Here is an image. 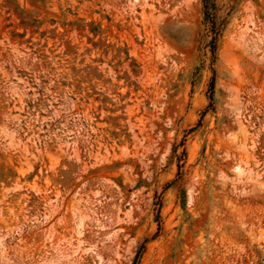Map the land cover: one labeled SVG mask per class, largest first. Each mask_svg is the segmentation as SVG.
I'll return each instance as SVG.
<instances>
[{"label":"rangeland","instance_id":"rangeland-1","mask_svg":"<svg viewBox=\"0 0 264 264\" xmlns=\"http://www.w3.org/2000/svg\"><path fill=\"white\" fill-rule=\"evenodd\" d=\"M0 264H264V0H0Z\"/></svg>","mask_w":264,"mask_h":264}]
</instances>
